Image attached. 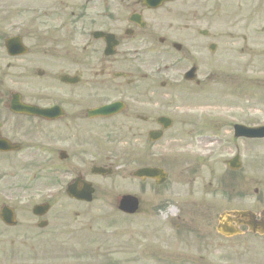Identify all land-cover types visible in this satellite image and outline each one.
Returning <instances> with one entry per match:
<instances>
[{
    "label": "flooded vegetation",
    "instance_id": "af4514ba",
    "mask_svg": "<svg viewBox=\"0 0 264 264\" xmlns=\"http://www.w3.org/2000/svg\"><path fill=\"white\" fill-rule=\"evenodd\" d=\"M251 3L73 0L72 8L55 27L59 33L45 25L46 11L15 10V5L1 8L0 264H47L44 247L36 250L33 239L39 236L40 240V231L49 228L50 211L63 199L72 206H90L98 194L96 179L106 180L125 170L113 166L118 149L110 145L127 142L141 146L132 153L135 158H153L152 150L173 136L169 134L177 118L197 135L216 129V122L202 117L207 112L191 113L190 109L213 106L217 101L208 99L211 103L206 105L185 107L187 115L176 108L212 88L226 85L235 91L239 87L238 70L225 60L222 46L240 38L233 19L247 14L249 8L254 12ZM246 21L250 23V17ZM8 39L20 47V54H9ZM241 39L242 50H249L247 36ZM228 90L225 93L234 101ZM18 103L24 106L15 105ZM106 107L109 114L104 113ZM206 121L216 124L211 129ZM157 136L160 138L154 140ZM217 140L220 138L212 139L213 143ZM144 167H153L158 173L144 181L132 178L142 186L159 188L167 181L169 173L159 166L139 164L128 174ZM106 169L111 175H105ZM20 191L29 203L21 219L25 222L19 218L24 208L16 202ZM193 194L187 192L184 216L167 219L163 225L170 231L195 225V239L182 240L181 234L171 232L140 235L145 237L139 246L142 254L135 258L127 239L118 249L102 250L95 245L96 233L90 229L87 240L77 239L65 264H96V256H103V264H127L129 260L140 264H247L248 241L260 236L229 219H223L228 221L224 235L217 202L199 201ZM102 197L108 198L107 194ZM137 198L134 215L142 212ZM40 205L48 211L33 215V207Z\"/></svg>",
    "mask_w": 264,
    "mask_h": 264
},
{
    "label": "rangeland",
    "instance_id": "374dc122",
    "mask_svg": "<svg viewBox=\"0 0 264 264\" xmlns=\"http://www.w3.org/2000/svg\"><path fill=\"white\" fill-rule=\"evenodd\" d=\"M249 1L252 2L254 12L249 8L247 14H239L233 19L237 22V34L240 38L234 43L233 41L228 43L230 46L227 44L222 46L223 57L233 63L238 70L236 73L239 75L237 80L239 87L235 91L228 90L226 85L221 88L215 87L206 95H200L201 98H193L189 103H182V109L180 106L176 108L186 114V108L206 105L208 99L217 101L213 106L190 109L191 113L198 110L207 112L202 114V117L212 122H214L212 118L217 117V121L215 120L217 124L206 121V125H210L211 129L216 124V129L202 130V134L197 135L194 133L195 130L191 131L187 125H184L183 120L177 118L175 128L169 134L173 136L152 150L153 158L147 156L135 158V154L132 153L141 146L127 142L110 145L118 149V155L113 157L115 162L113 166L125 170H119L115 176L106 180L96 179L98 194L90 206L77 204L72 206L63 199L50 211L47 216L49 228L40 231L42 235L40 240L39 236L33 239L36 250L44 247L47 264H65L66 257L72 255L70 249L76 248L77 239L84 237L87 240L90 237V229L96 233L95 245H99L102 250L109 247L118 249L121 241L127 239L130 249L135 250V253H131L135 258L142 254L139 246L142 245L145 237L140 235H162L171 232L176 235L181 234L182 240L195 239L194 235L197 233L195 225L190 224L186 228L185 225H180L179 229L173 231L163 225L167 219L184 216V209L187 206L185 201L189 191H193V198L199 201L217 202L215 206L217 214L232 209L251 211L264 209V139L236 140L233 138L231 128L235 123L249 126L264 125V0ZM72 4L73 0H0V10L4 6L13 9L12 5H15V10L46 11L48 19L45 25L49 31L51 28L56 33L58 20L62 15H66ZM248 17L250 23L246 21ZM65 32V30L61 31L60 34ZM243 35L247 36L249 50H242ZM248 78L251 80L248 81ZM226 89L235 96L234 101L225 93ZM250 106L251 109L248 108ZM237 107L244 109L239 110ZM174 115L182 117L184 114L174 113ZM213 137L220 140L213 143ZM236 152L239 153L242 166L238 172L230 175L232 172L227 169L225 162ZM139 164L165 169L169 173L167 181L159 188L153 184L142 186L128 174ZM216 190L217 194H214ZM202 191L206 194H201ZM106 194L108 198L105 199L102 195ZM127 194L140 198L141 214L126 217L117 211L119 197ZM16 195L17 205L24 208H22L24 211L19 213L21 221L25 218V210L29 203L24 192H17ZM100 233L111 237L104 238L99 236ZM249 240V248L245 250V253L250 252L246 259L247 264H264V238L255 237L254 240ZM179 250L182 248H178ZM115 256L116 254H113L110 258L111 262ZM96 258L99 259L96 264H103L101 260L103 256ZM127 264L140 263H132L129 260Z\"/></svg>",
    "mask_w": 264,
    "mask_h": 264
},
{
    "label": "water",
    "instance_id": "95a60500",
    "mask_svg": "<svg viewBox=\"0 0 264 264\" xmlns=\"http://www.w3.org/2000/svg\"><path fill=\"white\" fill-rule=\"evenodd\" d=\"M20 106L21 105H19V107ZM235 136L250 139H261L264 138V128L245 129L243 127H235ZM228 167L232 170L238 169L240 167L238 159L228 162ZM135 175L140 177H154V170L143 169L137 172ZM119 208L127 214H131L137 208V201L127 196L122 197ZM220 219L246 221L245 225L248 227L249 231L254 234L264 235V210L260 211L258 214H254L250 211L224 212L221 214Z\"/></svg>",
    "mask_w": 264,
    "mask_h": 264
}]
</instances>
